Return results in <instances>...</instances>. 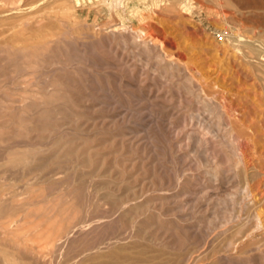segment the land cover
I'll use <instances>...</instances> for the list:
<instances>
[{"label": "rangeland", "instance_id": "obj_1", "mask_svg": "<svg viewBox=\"0 0 264 264\" xmlns=\"http://www.w3.org/2000/svg\"><path fill=\"white\" fill-rule=\"evenodd\" d=\"M67 1L71 7H76L70 15H66L60 7H57L51 21L49 19L46 20L45 18H39L35 24V28L37 29H41V26L43 27L41 30H37V35H46L48 33V35L50 34L49 36H51V32L53 31V34H55V36H51V38L46 37L49 39V42H44V40L41 41L37 36V42H35L34 45L39 49L40 55L37 60V72L34 73L35 75L32 74L31 70H26L17 74V77L23 78L24 80L35 81L34 87L28 89L29 96L26 101V106H30V109L28 114H26L24 125L28 126H26V128L20 133V137L16 135L14 129L15 126L12 125H10L9 128H3V131L0 132V145L2 147H0V177L6 178V182L13 185L11 193L18 194L19 198L26 201L29 197L38 199L41 195H48V199L51 200V197L54 198L59 195L58 192L61 194V192H68L71 190V192L73 191L74 197H76L75 203L83 212L81 214L80 221H82V224L80 227L94 224L97 221L103 222L101 223L103 228L100 227V231L98 230L99 233L94 232V234H84L75 231V233L72 232L68 238H63L60 244L63 249H60V251L57 252L53 261L49 255L48 258L50 259V264H61V262L63 264H79L77 261H79L80 264H89L90 261H92L91 264H118L121 262H123L121 264H161V262L162 264H182V262L183 264H198L199 262H201L200 264H264V70L261 69L264 67V53L260 57V60L258 58L246 59L243 56V51H241V49L244 48V42L251 41V39L252 42L258 44L261 49L264 47V37L262 40L260 38L262 37V34L264 36V0H181L183 3L177 5L178 7L174 10L170 9L172 0H80L81 3L80 5L78 4L79 6H76L77 0ZM101 7L104 10H102ZM98 8L99 11L97 10ZM235 9L236 11H234ZM62 14L64 17H61ZM46 21L48 22L45 23L46 25L42 23ZM254 21H256V24ZM50 23L53 24L51 25ZM247 23H250V25ZM45 26L47 27L46 29ZM47 29H49V31H47ZM78 29L80 31L84 29V33L83 31L79 32ZM140 31H143L146 34H140ZM88 32H90V34ZM79 33H81V35ZM97 34L99 36H97ZM67 37L68 39H66ZM239 39L243 40V42H240ZM257 39L262 42H259ZM0 40H2L0 41V45L2 46L4 41L1 38ZM38 40L41 41V43ZM236 40H239V44ZM237 44L238 47H241L237 48L235 46ZM145 48L148 49V51ZM262 50H264V48ZM154 55H156V58ZM88 59L89 61H87ZM1 61L2 57H0V78L3 79L4 77L1 76H3L4 70H2ZM106 62L107 65H105ZM260 62L261 65L259 66ZM111 63H113V65ZM124 63L126 65H124ZM250 66H253L252 68H254V70ZM87 70L90 72L87 73ZM256 70L259 73L256 74ZM178 81L179 83H177ZM186 82L190 83V85ZM258 82L261 84L260 86ZM1 85L4 86L5 82ZM190 87H194L193 90L196 91L191 90ZM257 89H259L260 93ZM260 89L262 91H260ZM49 95H51L52 98ZM95 96L97 97L95 98ZM214 100L226 109L224 111H228L230 116L225 115L226 121L220 119L217 111L214 109H208L206 104L209 102L212 103ZM69 117L72 119H69ZM0 118L2 119L1 116ZM3 120L4 119L0 122V127H5ZM127 122H129V124ZM220 122L222 123L220 124ZM236 123L238 125H236ZM170 124H172L171 128H169ZM231 124L235 127L238 126L236 129L242 137H244L243 133L245 132L251 133L250 130L247 129L248 127L255 133V137L253 136L251 140L247 137L246 139L245 137L242 138L241 136H238L237 146L241 151H239L240 155L242 154L241 156L244 157L243 159L241 157L239 164L234 163V161L232 162V159L228 157L224 151L219 149L220 141L223 139H231ZM58 131L61 133L58 134ZM65 131H67V136L65 135ZM198 132L206 134L208 146H205V150H200L198 147L196 140ZM41 134L43 136H41ZM168 134H170L169 137H167ZM189 134H191L190 137L188 136ZM26 135L28 137L30 136V138L28 139ZM84 138H86V140ZM98 138H100L99 141ZM220 138L222 140H220ZM16 141L20 145L19 149L21 150L22 148L26 149L27 147V149L32 148L37 151L39 157L37 156L35 164L39 166L43 163L41 166H45V169L42 168V170H37V172L39 171L37 173V179L40 181L36 179L34 180L33 177H31L32 175L28 174L29 166L23 171H9L8 177H10V175L12 177H10L11 180L7 178L6 150L3 148L7 149V147H14V149H18V147H16L18 145L16 144ZM44 141L45 144H43ZM46 141H48L49 144L46 143ZM51 142H53V146ZM35 143L39 144L37 145ZM62 144L64 148L62 147ZM75 146L77 147L75 148ZM132 147H134V149ZM84 148L86 149L83 151ZM202 151L204 153H202ZM42 156L45 159L41 158ZM58 157L60 158L58 159ZM205 157H209V166L208 163L206 164V162H204ZM110 158L111 164L108 162L110 161ZM69 159H72L73 161H69ZM81 160L87 161H83L84 164H82L83 162H81ZM51 162L55 163L51 164ZM63 162H65V164H63ZM49 163L51 165L46 167ZM71 166L75 168V171L77 170L76 174L74 168H71ZM66 167L70 169V171ZM223 170L226 171L224 172ZM119 172H121V174ZM24 173L26 174L24 175ZM51 173L53 174L51 175ZM80 173L82 175L85 173L86 175L81 177L82 175ZM90 173L95 174L90 175ZM44 174H47V176ZM42 175H44V179ZM19 176H22V180L25 179L27 183L26 181H21ZM100 176H103V179L100 178ZM29 177H31V179ZM57 177H60V179L57 180ZM29 179L33 181L29 183ZM46 180H50V182H47ZM102 180H105L106 182H103ZM114 180L117 182H113ZM36 181L37 183H35ZM97 181L98 183L96 184L95 182ZM118 181L121 184H119ZM246 182L250 183V185ZM104 183L107 185H104L106 189L105 192H103L105 190H103ZM29 184L35 186L34 192H29ZM68 184H70V186ZM126 184H128L129 189ZM78 185H80L81 188ZM93 185H98L97 188L93 187L95 191L90 189ZM15 186H18V188H15ZM26 187L27 191H25ZM70 187H74V189ZM77 187L80 191L77 190ZM57 189L59 190L58 192ZM84 189H87L88 192L90 191V195H88V192L84 191ZM108 189L112 190H109L111 194ZM81 190H83V193ZM91 190L94 191V195L96 194V199H94L96 196L92 197L93 193H91ZM100 190L103 191L101 192ZM55 191L56 193H54ZM81 194L84 195L83 198ZM102 196L105 197L103 198V201L109 199L114 203L103 202L101 200ZM92 198L93 201H96H94L95 203L92 201ZM83 199H87V201ZM89 199L92 201V209L91 207L89 208ZM149 200L151 203H147ZM121 201L125 204L120 203ZM131 201L134 202L130 204ZM98 203L101 204V206H98ZM117 204L120 207V210L119 207H116ZM160 204L162 207H159ZM233 204H236L235 218L233 221L225 223L227 224L225 225L223 224L225 222L223 217L226 213L225 210L230 211L233 209ZM241 204L244 206H241ZM35 206L37 209L40 207L38 205L31 206V210L33 208L32 212H35L34 209L37 210ZM104 206L106 208H104ZM97 207H102L103 209L100 210L101 208L98 209ZM97 209L100 212L97 211ZM105 209L112 211L111 215L108 211L105 213ZM16 210L13 208L10 209L9 212L5 211V213L1 215L2 217L0 216V224H10L11 221L17 223L19 220H22L23 222V218L25 217L22 215L24 213H21L20 215ZM133 210H136V213ZM12 211L15 212L14 217V212ZM95 211L99 214L105 213V216H100L101 214L98 215ZM102 211L104 212L102 213ZM130 211L134 213H131ZM260 211H262L260 215V220L263 222L262 227L258 232L256 231L257 233L255 232L253 234V237L251 236L255 239H252L251 237L248 238L247 235L250 232V229H253L258 223L256 216L260 214H258ZM84 212L88 213L84 214ZM8 214L12 220L9 219V216H7L8 218L5 217V215ZM116 214L118 217H120V214L123 215L115 220V218H117ZM218 214L219 217H217ZM113 215L115 216L113 217ZM208 215L209 217H207ZM32 216H34V219ZM96 216L98 219L100 217V219H95ZM27 217L30 222L39 220H37L35 215L32 214ZM92 217L93 221L95 219V222L92 223L91 221L90 223ZM28 219L26 221L29 222ZM155 222L156 225L154 224ZM130 223L133 226L130 225ZM134 223L136 225H134ZM150 223L151 226L149 225ZM203 226L204 228L202 229ZM175 227L177 229H175ZM196 227H199L200 229H197ZM42 228H45V226ZM42 228L39 230V232H42L39 233L37 231V235H33L32 238L37 239L38 242L44 244L43 240H45V242L47 241V234L44 232V229L41 230ZM201 229L205 231L203 232ZM52 230L57 231L55 227L52 228ZM103 231L107 234L105 232L103 233ZM136 231L138 234H136ZM162 231L167 232L162 233ZM212 232L214 233L212 234ZM0 233V236L3 235L0 237V239H2L5 235L1 229ZM111 233H113L112 236ZM115 233L119 234L117 235ZM123 233L124 236H122ZM238 234H240V238L238 237ZM108 235H110L109 238ZM87 236H89V238ZM115 236L117 238H115ZM127 237L129 238L127 239ZM147 237H150L151 239H148ZM157 237L162 238V240L159 238V242L161 241L162 244L156 243V241H158ZM75 238L77 240H75ZM118 238H121V241ZM199 238L200 240H198ZM229 238L230 240H228ZM130 239L134 241H131ZM135 239L137 240L136 242ZM175 239H177V241ZM73 240L76 243L78 242V245L73 243ZM84 241H86V243ZM227 241H234V248L236 250L230 248V251L228 250V252H226L225 245L227 244ZM94 242L98 243H95L94 245ZM103 242H105L104 245ZM117 242H120L121 244H118ZM127 242L129 244H127ZM99 243H102V246L100 245L94 250L91 249L98 246ZM241 243H243V245ZM105 244L108 248L105 247ZM153 244L159 245L154 246ZM111 246L113 247L111 248ZM172 246L174 247L172 248ZM127 247H130L131 250ZM84 249L86 251L88 250L87 252L89 254L87 252V254L83 253L75 258V261H69L73 256L79 255V252H84ZM89 249L91 250L89 251ZM220 250L221 253L218 252ZM101 251L103 252L101 253ZM116 252L117 254H115ZM225 252L226 255L232 254L231 256L236 259V262H227L223 260L222 258L223 255L225 256ZM218 253L220 255H218ZM235 253L237 256L234 255ZM179 254L180 256H178ZM58 255H61L62 257H58ZM123 255L125 256L123 259L124 261L122 259L120 260ZM105 256L109 257L106 258ZM113 256H115V259H113ZM127 256L131 257V259L130 257L128 258L129 261H125L127 260ZM156 258L159 259L156 260ZM79 259H82V261L84 259V261L82 262ZM56 260H58V263H56ZM60 260L62 261L60 262ZM86 261L89 262L87 263ZM97 261L100 263H97Z\"/></svg>", "mask_w": 264, "mask_h": 264}, {"label": "bare ground", "instance_id": "obj_2", "mask_svg": "<svg viewBox=\"0 0 264 264\" xmlns=\"http://www.w3.org/2000/svg\"><path fill=\"white\" fill-rule=\"evenodd\" d=\"M113 1V0H112ZM143 1V0H142ZM262 1V0H261ZM80 0H77L76 1V6H79L80 5ZM115 3V2H114ZM172 4H170L171 5V7H170V9H176V7H178L177 5H180V4H182L183 2L181 1V0H172V2H171ZM253 3V2H252ZM262 3V2H261ZM74 4V3H73ZM79 4V5H78ZM117 4V3H116ZM244 5V4H243ZM263 5V4H262ZM234 6V5H233ZM246 6V5H245ZM254 6V5H253ZM57 7H60L61 8V10L63 11V12H65L66 13V15H70V13L73 11V10H75L76 9V7H71L70 5H69V2L67 1V0H0V38L1 39H3V44H2V46L0 45V57H2V61H1V66H2V70H4V73H3V76H1V77H4L3 79H1L0 78V85L1 84H4V82H5V85L3 86V85H1L0 86V116L2 117V119H4L3 120V124H4V126L5 127H0V132L1 131H3V128H9V126L10 125H12V126H15V132H16V135L17 136H19L20 137V133L26 128V126H28V125H24V122L26 121V114H28V112H29V107L30 106H26V101H27V99H28V96H29V91H28V89H31L32 87H34V80H24L23 78H20V77H17L18 75L17 74H19L20 72H23V71H26V70H31L32 71V74L33 75H35L34 73H36L37 72V60L39 59V55H40V51H39V49H37V47L34 45V43L35 42H37V36H38V39L39 40H41V41H43L44 40V42H46V41H48L49 39H47L46 37H49V38H51V36L53 37V36H55V34H53V32H51V28H50V32L52 33V35L51 36H49L48 35V33L46 34V35H44V34H38L37 35V30L39 31V30H41L43 27L40 25V24H38V25H40L41 26V29H37V28H35V24L37 23V20L39 19V18H45L46 20L47 19H49L50 21H51V19H52V17H53V14L55 13V9L57 8ZM255 7V6H254ZM93 8H95V7H93ZM102 8V7H101ZM100 8V9H101ZM234 8V7H233ZM243 8V7H242ZM259 8V7H258ZM254 9V8H253ZM263 9V8H262ZM98 11H99V8L97 9ZM102 10H104L103 8H102ZM139 10V9H138ZM89 11V10H88ZM137 11V10H136ZM234 11H236V9L234 10ZM254 11V10H253ZM255 11H257V10H255ZM259 12V11H258ZM102 13V12H101ZM234 13V12H233ZM98 14V13H97ZM231 14H232V12H231ZM63 15V14H62ZM61 15V17H64V15L62 16ZM74 15V14H73ZM132 15V14H131ZM251 16V15H250ZM258 16V15H257ZM232 17V16H231ZM242 17V16H241ZM262 17V16H261ZM260 17V18H261ZM243 18V17H242ZM248 18V17H247ZM264 18V17H263ZM72 19V18H71ZM76 19V18H75ZM232 19L234 20V18L232 17ZM232 19H231V21H232ZM251 19V18H250ZM262 19V18H261ZM260 19V20H261ZM49 20H48V22H49ZM75 21V20H74ZM110 21V20H109ZM121 21V20H120ZM47 21L46 22H42V23H48ZM58 22V21H57ZM248 22H249V20H248ZM251 22V21H250ZM253 22V21H252ZM258 22V21H257ZM85 23V22H84ZM254 23L256 24V21H254ZM253 23V24H254ZM264 23V22H263ZM51 24V23H50ZM53 24V23H52ZM51 24V25H52ZM247 24H249L250 25V23H247ZM46 25V24H45ZM54 25H56V24H54ZM96 25V24H95ZM263 25V24H262ZM50 26V25H49ZM58 26V25H57ZM115 26V25H114ZM153 26V25H152ZM243 26V25H242ZM54 27H56V26H54ZM241 27V26H240ZM249 27V26H248ZM252 27V26H251ZM254 27V26H253ZM47 27L45 26V29H46ZM58 28V27H57ZM56 28V29H57ZM70 28V27H69ZM72 28V27H71ZM44 29V30H45ZM55 29V28H54ZM91 29H92V27H91ZM245 29V28H244ZM257 29V28H256ZM52 30H53V26H52ZM74 30V29H73ZM79 30V29H78ZM84 29H82L81 31L79 30V32H82ZM88 30V29H87ZM94 30V29H93ZM46 31V30H45ZM47 31H49V29H47ZM62 31V30H61ZM44 32V31H43ZM56 32V31H55ZM76 32V31H75ZM99 32V31H98ZM115 32V31H114ZM134 32V31H133ZM159 32V31H158ZM40 33V32H39ZM65 33V32H64ZM83 33H84V31H83ZM86 33V32H85ZM89 34H90V32H88ZM95 33V32H94ZM135 33V32H134ZM140 34H146L145 32H143V31H140L139 32ZM249 33H251V32H249ZM60 34V33H59ZM75 34V33H74ZM77 34V33H76ZM80 35H81V33H79ZM260 34V33H259ZM258 34V35H259ZM86 35V34H85ZM106 35V34H105ZM104 35V36H105ZM236 35V34H235ZM45 36V37H44ZM97 36H99L98 34H97ZM106 37V36H105ZM122 37V36H121ZM120 37V38H121ZM134 37V36H133ZM238 37V36H237ZM264 36H263V34H262V37H260L261 38V40H262V38H263ZM53 39V38H52ZM60 39V38H59ZM66 39H68V37L66 38ZM98 39V38H97ZM101 39V38H100ZM127 39V38H126ZM38 40V41H39ZM69 40H71V39H69ZM85 40H87V39H85ZM96 40V39H95ZM123 40V39H122ZM164 40V39H163ZM240 40V39H239ZM239 40L237 41L238 42V44H239ZM257 40H259V39H257ZM256 40V41H257ZM0 41H2V40H0ZM41 41H39L40 43H41ZM65 41H68V40H65ZM89 41V40H88ZM87 41V42H88ZM106 41V40H105ZM138 41V40H137ZM145 41V40H144ZM168 41V40H167ZM243 42V40H240V42ZM43 42V43H44ZM49 42V41H48ZM47 42V43H48ZM109 42V41H108ZM170 42V41H169ZM258 42V41H257ZM259 42H262V41H260L259 40ZM2 43V42H1ZM90 43V42H89ZM136 43V42H135ZM101 44V43H100ZM105 44V43H104ZM139 44V43H138ZM238 44L237 45H235L237 48H240V47H238ZM37 45V44H36ZM42 45V44H41ZM168 45V44H167ZM260 45H262V44H260ZM234 46V45H233ZM235 46H234V48H235ZM100 47V46H99ZM111 47V46H110ZM262 47V46H261ZM109 48V47H108ZM264 48V47H263ZM262 48V49H263ZM92 49V48H91ZM112 49V48H111ZM146 49V48H145ZM260 47H259V45L258 44H256L255 42H252V39H251V41H245L244 42V48H242L241 49V51H243V56L246 58V59H253V58H258L259 60L261 59L260 57L263 55V53H264V50H262ZM76 50V49H75ZM147 51H148V49H146ZM262 50V51H261ZM44 51V50H43ZM80 51V50H79ZM153 51H154V49H153ZM159 51V50H158ZM163 51V50H162ZM61 52V51H60ZM82 52V51H81ZM66 53V52H65ZM83 53H84V51H83ZM82 53V54H83ZM147 53V52H146ZM112 54V53H111ZM73 55V54H72ZM110 55V54H109ZM114 55V54H113ZM159 55V54H158ZM166 55V54H165ZM65 56V55H64ZM63 56V57H64ZM155 56V58H156V55H154ZM57 57V56H56ZM66 57H68V56H66ZM75 57V56H74ZM77 57V56H76ZM84 57V56H83ZM101 57V56H100ZM159 57V56H158ZM157 57V58H158ZM160 58V57H159ZM172 58V57H171ZM245 58H244V60H245ZM41 59H43V58H41ZM54 59V58H53ZM92 59V58H91ZM86 60V59H85ZM104 60V59H103ZM102 60V61H103ZM262 60H263V58H262ZM45 61V60H44ZM54 61V60H53ZM87 61H89V59L87 60ZM93 61V60H92ZM105 61V60H104ZM110 61V60H109ZM121 61V60H120ZM246 61V60H245ZM91 62V61H90ZM122 62H124V61H122ZM259 62V61H258ZM42 63V62H41ZM52 63V62H51ZM63 63V62H62ZM95 63V62H94ZM94 63H93V65H94ZM121 63V62H120ZM247 63V62H246ZM254 63V62H253ZM263 63H264V60H263ZM47 64V63H46ZM57 64V63H56ZM90 64V63H89ZM96 64V63H95ZM109 64H110V62H109ZM112 65H113V63H111ZM255 64V63H254ZM45 65V64H44ZM80 65V64H79ZM105 65H107V62L105 63ZM124 65H126L125 63H124ZM247 65H248V63H247ZM250 65V64H249ZM261 65V62H260V64H259V66ZM263 65V64H262ZM62 66V65H61ZM76 66H78V65H76ZM118 66H120V65H118ZM264 66V65H263ZM64 67V66H63ZM94 67V66H93ZM251 67V66H250ZM253 67V66H252ZM251 67V68H252ZM178 68V67H177ZM259 68H261V67H259ZM264 68V67H263ZM263 68H261L262 70H264ZM52 69V68H51ZM79 69V68H78ZM91 69V68H90ZM253 70H254V68H252ZM164 70V69H163ZM175 70H176V68H175ZM257 70H259V69H257ZM257 70L255 71L256 72V74L257 73H259V72H257ZM52 71V70H51ZM182 71V70H181ZM90 72V71H89ZM88 72V70H87V73H89ZM173 72V71H172ZM86 73V74H87ZM167 73H168V71H167ZM177 73H179V72H177ZM52 74V73H51ZM76 74V73H75ZM180 74V73H179ZM186 74V73H185ZM190 74H192V73H190ZM255 74V73H254ZM23 75V74H22ZM76 75H78V74H76ZM85 75V74H84ZM252 75V74H251ZM178 76V75H177ZM258 76V75H257ZM35 77V76H34ZM38 77V76H37ZM48 77H49V75H48ZM47 77V78H48ZM51 77V76H50ZM96 77V76H95ZM102 77V76H101ZM169 77V76H168ZM188 77V76H187ZM171 78H172V76H171ZM179 78V77H178ZM189 78H191V77H189ZM188 78V79H189ZM260 78V77H259ZM94 79V78H93ZM181 79V78H180ZM185 79V78H184ZM192 79V78H191ZM193 79H195V78H193ZM263 79V78H262ZM120 80V79H119ZM169 80V79H168ZM173 80H174V78H173ZM172 80V81H173ZM255 80V79H254ZM257 80V79H256ZM7 81H8V83H7ZM37 81V80H36ZM73 81V80H72ZM91 81V80H90ZM96 81V80H95ZM191 81V80H190ZM258 81V80H257ZM257 81H256V83H257ZM193 82V81H192ZM261 82V81H260ZM96 83H98V82H96ZM177 83H179V81L177 82ZM187 83V82H186ZM185 83V84H186ZM259 83V82H258ZM263 83V82H262ZM67 84H68V82H67ZM80 84V83H79ZM89 84V83H88ZM184 84V83H183ZM187 84H189L190 85V83H187ZM54 85V84H53ZM127 85V84H126ZM261 84L259 83V86H260ZM263 85V84H262ZM49 86H51V85H49ZM91 86V85H90ZM177 86V85H176ZM194 86V85H193ZM65 87V86H64ZM76 87V86H75ZM93 87V86H92ZM56 88V87H55ZM100 88V87H99ZM189 88V87H188ZM191 88V90H193V88L192 87H190ZM261 88H262V86H261ZM264 88V87H263ZM4 89V90H3ZM63 89H65V88H63ZM102 89V88H101ZM177 89V88H176ZM35 90V89H34ZM89 90V89H88ZM179 90V89H178ZM258 90V92H259V89H257ZM264 90V89H263ZM102 91V90H101ZM111 91V90H110ZM189 91V90H188ZM193 91H196V90H193ZM260 91H262L261 89H260ZM79 92V91H78ZM190 92V91H189ZM198 92V91H197ZM52 93V92H51ZM99 93V92H98ZM97 93V94H98ZM107 93H109V92H107ZM191 93V92H190ZM255 93V92H254ZM260 93V92H259ZM34 94V93H33ZM39 94H40V92H39ZM61 94V93H60ZM102 94V93H101ZM104 94V93H103ZM111 94V93H110ZM188 94V93H187ZM46 95V94H45ZM79 95V94H78ZM95 95V94H94ZM193 95V94H192ZM48 96V95H47ZM50 97H51V95H49ZM52 96H54V95H52ZM72 96V95H71ZM93 96V95H92ZM195 96V95H194ZM261 96V95H260ZM263 96V95H262ZM44 97V96H43ZM76 97V96H75ZM74 97V98H75ZM97 96H95V98H96ZM264 97V96H263ZM33 98V97H32ZM35 98V97H34ZM52 98V97H51ZM54 98V97H53ZM78 98V97H77ZM116 98V97H115ZM127 98V97H126ZM69 99V98H68ZM72 99V98H71ZM70 99V100H71ZM200 99H202V98H200ZM205 99V98H204ZM100 100V99H99ZM208 100V99H207ZM89 101V100H88ZM52 102V101H51ZM64 102V101H63ZM68 102V101H67ZM67 102H65V103H67ZM59 103V102H58ZM101 103H103V102H101ZM118 103V102H117ZM205 103V102H204ZM36 104V103H35ZM64 104V103H63ZM108 104V103H107ZM106 104V105H107ZM200 104H201V102H200ZM257 104H259V103H257ZM32 105V104H31ZM38 105V104H37ZM68 105V104H67ZM207 105V107H208V109H214L215 111H217L218 112V114H219V117H220V119L221 120H225L226 121V119H225V115H229V113H228V111H224V110H226L221 104H219V103H217L216 102V100H214L212 103L211 102H209V103H207L206 104ZM33 106V105H32ZM76 106V105H75ZM105 106V105H104ZM110 106V105H109ZM204 106H205V104H204ZM36 107V106H35ZM73 107V106H72ZM206 107V106H205ZM55 108V107H54ZM95 108V107H94ZM58 109V108H57ZM92 109V108H91ZM45 110V109H44ZM59 110V109H58ZM65 110V109H64ZM68 110V109H67ZM74 110V109H73ZM42 111H43V109H42ZM60 111V110H59ZM115 111V110H114ZM133 111V110H132ZM259 111V110H258ZM34 112V111H33ZM40 112V111H39ZM84 112V111H83ZM210 112V111H209ZM79 113V112H78ZM81 113V112H80ZM212 113H213V111H212ZM249 114H250V112H249ZM42 115V114H41ZM73 115H75V114H73ZM156 115V114H155ZM217 115V114H216ZM153 116H154V114H153ZM230 116V115H229ZM232 116V115H231ZM249 116V115H248ZM262 116V115H261ZM260 116V117H261ZM31 117V116H30ZM48 117V116H47ZM46 117V118H47ZM156 117H157V115H156ZM217 117V116H216ZM49 118V117H48ZM51 118V117H50ZM55 118V117H54ZM61 118V117H60ZM78 118V117H77ZM116 118H118V117H116ZM121 118V117H120ZM230 118V117H229ZM228 118V119H229ZM1 119V118H0ZM1 119V120H2ZM69 119H72V118H70L69 117ZM98 119V118H97ZM108 119H109V117H108ZM114 119V118H113ZM263 119V118H262ZM1 120H0V122H1ZM53 120V119H52ZM60 120V119H59ZM76 120V119H75ZM122 120V119H121ZM257 120V119H256ZM64 121V120H63ZM94 121V120H93ZM117 121V120H116ZM169 121V120H168ZM231 121V120H230ZM233 121V120H232ZM246 121V120H245ZM261 121V120H260ZM44 122V121H43ZM53 122V121H52ZM76 122V121H75ZM125 122V121H124ZM154 122H156V121H154ZM30 123V122H29ZM42 123V122H41ZM40 123V124H41ZM83 123V122H82ZM122 123V122H121ZM128 124H129V122H127ZM222 122H220V124H221ZM227 123H229V122H227ZM255 123V122H254ZM257 123V122H256ZM264 123V122H263ZM31 124V123H30ZM56 124H58V123H56ZM124 124V123H123ZM232 124H233V122H232ZM230 125V127H231V129H230V136H231V139H221L220 138V140H222V141H220L219 142V149L221 150V151H224L225 152V154L226 155H228V157H230L231 159H232V162L234 161V163H236V164H239V162H240V159H241V155H240V150H239V148H238V146H237V140H238V136H241L242 137V135H239V132L237 131V129H236V127H238V126H234V125ZM243 124V123H242ZM32 125V124H31ZM46 125V124H45ZM67 125H69V124H67ZM127 125V124H126ZM131 125H132V123H131ZM172 124H170V127L169 128H171L172 126H171ZM174 125V124H173ZM236 125H238L237 123H236ZM245 125H247V124H245ZM252 125V124H251ZM250 125V126H251ZM254 125V124H253ZM57 126V125H56ZM62 126V125H61ZM60 126V127H61ZM70 126V125H69ZM244 126V125H243ZM39 127V126H38ZM48 127V126H47ZM106 127V126H105ZM228 127V126H227ZM246 127V126H245ZM248 127V126H247ZM42 128V127H41ZM65 128H66V126H65ZM76 128V127H75ZM241 128V127H240ZM263 128V127H262ZM45 129V128H44ZM52 129V128H51ZM61 129V128H60ZM128 129V128H127ZM134 129V128H133ZM132 129V130H133ZM239 129V128H238ZM242 129V128H241ZM244 129V128H243ZM246 129V128H245ZM248 130H250V132L251 133H248V132H245V133H243L244 135V137L246 138H248L249 140H251V138H253V136H254V132H253V130L252 129H250L249 127L247 128ZM246 129V130H247ZM255 129V128H254ZM9 130V129H8ZM75 130V129H74ZM84 130V129H83ZM103 130V129H102ZM170 130V129H169ZM225 130V129H224ZM48 131V130H47ZM69 131V130H68ZM82 131V130H81ZM89 131V130H88ZM100 131V130H99ZM110 131V130H109ZM177 131V130H176ZM175 131V132H176ZM260 131V130H259ZM40 132V131H39ZM38 132V133H39ZM56 132V131H55ZM59 133L58 134H60L61 132L60 131H58ZM62 132H64V131H62ZM66 132L67 131H65V135H66ZM148 132V131H147ZM244 132V131H243ZM261 132V131H260ZM27 133V132H26ZM83 133V132H82ZM181 133V132H180ZM28 134V133H27ZM101 134V133H100ZM241 134V133H240ZM77 135V134H76ZM169 135L170 134H168V136L167 137H169ZM27 136V135H26ZM41 136H43L42 134H41ZM58 136V135H57ZM62 136H63V133H62ZM67 136V135H66ZM94 136H95V134H94ZM98 136H99V134H98ZM97 136V137H98ZM112 136V135H111ZM126 136V135H125ZM189 137L191 136V134H189L188 135ZM14 137V136H13ZM28 137V136H27ZM40 137V136H39ZM38 137V138H39ZM56 137V136H55ZM74 137V136H73ZM93 137V136H92ZM136 137V136H135ZM244 137H242V138H244ZM255 137V136H254ZM30 138V136L28 137V139ZM44 138V137H43ZM46 138V137H45ZM49 138V137H48ZM51 138V137H50ZM79 138H80V136H79ZM88 138V137H87ZM101 138V137H100ZM100 138H98V141H99V139ZM141 138V137H140ZM151 138V137H150ZM153 138V137H152ZM194 138V137H193ZM246 138V139H247ZM14 139V138H13ZM27 139V140H28ZM34 139H36V138H34ZM33 139V140H34ZM53 139H54V137H53ZM59 139V138H58ZM60 139H61V137H60ZM63 139H65V138H63ZM78 139V138H77ZM85 140H86V138H84ZM90 139V138H89ZM102 139V138H101ZM149 139V138H148ZM17 140V139H16ZM26 140V141H27ZM38 140V139H37ZM40 140V139H39ZM72 140V139H71ZM71 140H69V141H71ZM75 140V139H74ZM88 140V139H87ZM141 140H143V139H141ZM196 140H197V143H198V147H199V149L200 150H205L206 148H205V146L207 145V139H206V134H204V133H201V132H198L197 133V136H196ZM24 141V140H23ZM28 141H30V140H28ZM34 141H36V140H34ZM77 141V140H76ZM112 141V140H111ZM140 141V140H139ZM138 141V142H139ZM252 141H253V139H252ZM256 141V140H255ZM50 142V141H49ZM79 142V141H78ZM134 142V141H133ZM137 142V143H138ZM150 142H151V139H150ZM46 143H48V141H46ZM53 142H51V144H52ZM107 143V142H106ZM129 143V142H128ZM131 143V142H130ZM136 143V142H135ZM147 143V142H146ZM254 143V142H253ZM15 144V143H14ZM16 144H18L17 143V141H16ZM35 144H39V143H35ZM43 144H45V141L43 142ZM49 144V143H48ZM60 144V143H59ZM209 144V143H208ZM36 145V146H37ZM47 145V144H46ZM133 145H136V144H133ZM216 145V144H215ZM256 145H258V144H256ZM19 144L16 146V147H18V149H14V147H7V149H5V148H3L4 150H6V159H7V161H6V165H7V178L9 179V180H11L10 179V177H12L11 175H10V177H8L9 176V171H16V172H18V171H23L26 167H28L29 166V172H28V174L29 175H32L31 177H33V179L35 180H39V179H37V173L39 172H37V170H42V168H44L45 169V166L43 167V166H41V165H39V166H37L36 164H35V161L37 160L36 158H37V156H38V154H37V151L36 150H34V149H27V147H26V149H23L22 148V150L21 149H19ZM35 146V147H36ZM40 146V145H39ZM45 146V145H44ZM52 146H53V144H52ZM80 146V145H79ZM79 146H78V148H79ZM97 146V145H96ZM99 146V145H98ZM130 146H131V144H130ZM208 146V145H207ZM218 146V145H217ZM0 147H1V145H0ZM5 147V146H4ZM23 147H24V145H23ZM38 147V146H37ZM58 147V146H57ZM62 147H63V144H62ZM68 147V146H67ZM77 146H75V148H76ZM81 147V146H80ZM103 147V146H102ZM135 147V146H134ZM134 147H132L133 149H134ZM2 148V147H1ZM56 148V147H55ZM64 148V147H63ZM62 148V149H63ZM118 148V147H117ZM180 148V147H179ZM205 148V149H204ZM48 149H50V148H48ZM47 149V150H48ZM61 149V148H60ZM66 149V148H65ZM69 149V148H68ZM70 149H71V146H70ZM86 148H84L83 149V151L85 150ZM145 149V148H144ZM211 149V148H210ZM214 149H215V146H214ZM1 150V149H0ZM42 150H43V148H42ZM81 150V149H80ZM80 150H79V152H80ZM90 150V149H89ZM3 151V150H2ZM1 151V152H2ZM49 151V150H48ZM52 151V150H51ZM88 151V150H87ZM135 151V150H134ZM133 151V152H134ZM136 151H137V148H136ZM135 151V152H136ZM139 151V150H138ZM216 151V150H215ZM240 151V152H239ZM54 152V151H53ZM73 152V151H72ZM91 152V151H90ZM45 153V152H44ZM43 153V154H44ZM59 153V152H58ZM87 153V152H86ZM98 153V152H97ZM110 153H112V152H110ZM132 153V152H131ZM202 153H204L203 151H202ZM205 153H206V151H205ZM258 153V152H257ZM2 154V153H1ZM56 154V153H55ZM106 154V153H105ZM126 154V153H125ZM45 155V154H44ZM43 155V156H44ZM84 155V154H83ZM99 155V154H98ZM101 155V154H100ZM200 155V154H199ZM221 155V154H220ZM2 156V155H1ZM4 156V155H3ZM43 156L41 157V158H43ZM79 156V155H78ZM80 156H81V154H80ZM106 156V155H105ZM211 156V155H210ZM39 157V156H38ZM49 157V156H48ZM84 157V156H83ZM87 157V156H86ZM223 157H225V156H223ZM227 157V156H226ZM60 157H58V159H59ZM140 158V157H139ZM244 157H242V159H243ZM43 159H45V158H43ZM142 159V158H141ZM148 159V158H147ZM40 160V159H39ZM42 160V159H41ZM47 160H49V159H47ZM61 160V159H60ZM59 160V161H60ZM70 160H72V159H69V161ZM110 161H108V162H110V164H111V158L109 159ZM204 162H206V164L208 163V166H209V157H205L204 158ZM226 160V159H225ZM53 161V160H52ZM55 161V160H54ZM62 161H64V160H62ZM66 161V160H65ZM73 161V160H72ZM76 161H77V159H76ZM79 161H80V159H79ZM83 161H87V160H83ZM82 160H81V162H83ZM116 161H117V159H116ZM119 161V160H118ZM127 161V160H126ZM198 161V160H197ZM243 162V161H242ZM38 163V162H37ZM53 163H55V162H53ZM52 162H51V164H53ZM68 163V162H67ZM95 163V162H94ZM115 163V162H114ZM197 163V162H196ZM39 164V163H38ZM50 163L46 166V167H49L50 165H51ZM63 164H65V162H63ZM82 164H84V162L82 163ZM109 164V163H108ZM120 164V163H119ZM123 164H124V162H123ZM133 165V164H132ZM57 166V165H56ZM62 166V165H61ZM78 166V165H77ZM77 166H76V169H77ZM114 166V165H113ZM148 166V165H147ZM243 166V165H242ZM79 167V166H78ZM116 167H117V165H116ZM116 167H114V168H116ZM165 167V166H164ZM221 167V166H220ZM219 167V168H220ZM59 168V167H58ZM62 168V167H61ZM67 168V167H66ZM71 168H74V167H72L71 166ZM85 168V167H84ZM100 168V167H99ZM98 168V169H99ZM241 168V167H240ZM247 168V167H246ZM68 169V168H67ZM97 169V170H98ZM105 169H106V167H105ZM118 169V168H117ZM244 169V168H243ZM1 170V169H0ZM66 170V169H65ZM69 171H70V169H68ZM73 170V169H72ZM80 170V169H79ZM108 170V169H107ZM111 170V169H110ZM48 171H50V170H48ZM51 171H52V169H51ZM57 171V170H56ZM56 171H53V172H56ZM74 171H75V168H74ZM77 171V170H76ZM76 171H75V174H76ZM81 171V170H80ZM89 171V170H88ZM106 171V170H105ZM112 171V170H111ZM111 171H109V172H111ZM216 171V170H215ZM224 171V170H223ZM226 171V170H225ZM224 171V172H225ZM25 172V171H24ZM43 172V171H42ZM46 172V171H45ZM90 172V171H89ZM104 172V171H103ZM205 172V171H204ZM1 173V172H0ZM78 173H79V171H78ZM82 173V172H81ZM80 173V174H81ZM96 173V172H95ZM95 173H90V175L91 174H95ZM108 173V172H107ZM106 173V174H107ZM114 173V172H113ZM120 174H121V172H119ZM159 173V172H158ZM207 173H209V172H207ZM11 174V173H10ZM17 174V173H16ZM21 174V173H20ZM26 173H24V175H25ZM27 174V175H28ZM40 174V173H39ZM53 173H51V175H52ZM62 174H63V171H62ZM65 174V173H64ZM86 174H87V172H86ZM85 173L83 174V175H86ZM123 174V173H122ZM127 174V173H126ZM205 174V173H204ZM221 174V173H220ZM13 175V174H12ZM22 175V174H21ZM45 175V174H44ZM44 175H42L43 176V179H44ZM56 175H58V174H56ZM78 175V174H77ZM82 175V174H81ZM83 175L81 176V177H83ZM88 175V174H87ZM103 175V174H102ZM112 175V174H111ZM45 176H47V174L45 175ZM55 176V175H54ZM63 176V175H62ZM65 176V175H64ZM174 176V175H173ZM240 176V175H239ZM31 177H29L30 179H31ZM41 177V176H40ZM67 177V176H66ZM72 177V176H71ZM158 177V176H157ZM216 177H217V174H216ZM237 177V176H236ZM21 178V181H26L25 179L24 180H22V176L20 177L19 176V179ZM28 178V177H27ZM46 178V177H45ZM54 178V177H53ZM64 178V177H63ZM97 178H99V177H97ZM100 178H102L103 179V176L101 177L100 176ZM134 178V177H133ZM239 178V177H238ZM237 178V179H238ZM244 178V177H243ZM17 179V178H16ZM29 179V180H30ZM52 179V178H51ZM57 180H59L60 179V177H57L56 178ZM83 179V178H82ZM90 179V178H89ZM105 179V178H104ZM109 179V178H108ZM192 179V178H191ZM190 179V180H191ZM235 179V178H234ZM13 180V179H12ZM28 180V182L30 183V182H32L33 180H30L29 181ZM64 180V179H63ZM66 180V179H65ZM76 180V179H75ZM81 180V179H80ZM85 180V179H84ZM127 180V179H126ZM131 180V179H130ZM135 180V179H134ZM150 180H151V178H150ZM14 181V180H13ZM18 181V180H17ZM17 181H15V182H17ZM40 181V180H39ZM47 182H50V180H46ZM54 181V180H53ZM70 181V180H69ZM77 181V180H76ZM96 181V180H95ZM98 181H100V180H98ZM98 181L97 182H95L96 184L98 183ZM103 181V180H102ZM105 181V180H104ZM103 181V182H104ZM125 181V180H124ZM92 182H94V181H92ZM106 182V181H105ZM110 182V181H109ZM113 182H117V181H113ZM123 182V181H122ZM188 182V181H187ZM26 183H27V181H26ZM35 183H37V181L35 182ZM39 183V182H38ZM43 183H45V182H43ZM60 183V182H59ZM68 183V182H67ZM77 183V182H76ZM118 183H119V181H118ZM178 183H179V181H178ZM215 183V182H214ZM239 183H241V182H239ZM246 183H248V182H246ZM245 183V184H246ZM0 184H1V186H0V216L3 214V213H5V211H8L9 212V210L10 209H13V208H15V210L16 211H18L19 213H20V215H21V213H24L22 216L23 217H25V218H23L24 220H23V222H22V220H19L17 223H13L12 221H11V223L10 224H3V225H1L0 224V229L3 231V234L5 235L2 239H0V259H1V262H0V264H50V259L48 258L49 257V255H50V257L52 258V261H53V258H55L54 256H56V254H57V252H59L60 251V249H63V248H61V241H62V239L63 238H68V236H70V234L72 233V232H74L75 233V231H79L80 233H84V234H91V233H93L94 234V232H98V230L100 229V227H102L101 226V223H103V222H100V221H97L96 223H94V224H89V225H85V226H82V227H80V225L82 224V221H80L81 220V214L83 213L81 210V208L75 203V198L76 197H74V195H73V191L71 192V190L70 191H68V192H61V194L58 192L59 190L57 189V192H58V196H56V197H54V198H52L51 197V200L50 199H48V195L47 196H43V195H41L40 197H38V199H34L33 197H29V199L26 201V200H24V199H21V198H19V195L18 194H14V193H11V190H12V188H13V185H11V184H9V183H7L6 182V178H4V177H0ZM80 184H82V183H80ZM100 184V183H99ZM98 184V185H99ZM109 184V183H108ZM111 184H112V182H111ZM115 184V183H114ZM119 184H121V183H119ZM249 185H250V183H248ZM40 185H42V184H40ZM50 185V184H49ZM69 186H70V184H68ZM87 185H88V183H87ZM95 185V184H94ZM92 186V188H90V189H93V187H95V188H97L98 187V185H96V186ZM102 185V184H101ZM105 185V183L103 184V186ZM116 185V184H115ZM127 185V188L129 189V187H128V184H126ZM126 185H124V186H126ZM130 185V184H129ZM194 185H196V184H194ZM212 185V184H211ZM29 187H28V190H29V192H34L35 191V186H31L30 184L28 185ZM45 186V185H44ZM48 186V185H47ZM78 186H80V185H78ZM83 186V185H82ZM105 186H107V185H105ZM105 186H104V188H103V190L105 189ZM140 186H141V184H140ZM198 186V185H197ZM196 186V187H197ZM18 188V186H15V188ZM23 187H25V186H23ZM90 187V186H89ZM176 187V186H175ZM246 187V186H245ZM41 188V187H40ZM46 188V187H45ZM70 188H72V187H70ZM69 188V189H70ZM78 188V187H77ZM77 188H75V189H77ZM80 188H81V186H80ZM108 188V187H107ZM126 188V187H125ZM124 188V189H125ZM126 188V189H127ZM131 188V187H130ZM22 189V188H21ZM24 189V188H23ZM42 189V188H41ZM49 189V188H48ZM47 189V190H48ZM61 189V188H60ZM72 189H74V187L72 188ZM134 189V188H133ZM18 190V189H17ZM25 190V189H24ZM77 190H79V188L77 189ZM94 190V189H93ZM102 190V191H103ZM110 189H108V191H109ZM132 190V189H131ZM14 191H15V189H14ZM25 191H27V187H26V190ZM49 191H50V189H49ZM80 191V190H79ZM83 190H81V192H82ZM84 191H86V192H88L87 191V189L85 190L84 189ZM95 191V190H94ZM94 191H92L91 190V193H93V195H92V197L93 196H96V194L94 195ZM101 191V190H100ZM101 191V192H102ZM106 191V189L103 191V192H105ZM110 191H112V190H110ZM110 191H109V193H110ZM125 191V190H124ZM130 191V190H129ZM183 191V190H182ZM216 191H217V189H216ZM126 192V191H125ZM19 193V192H18ZM25 193V192H24ZM48 193V192H47ZM54 193H56V191L54 192ZM80 193V192H79ZM83 193V192H82ZM85 193V192H84ZM108 193V192H107ZM113 193V192H112ZM124 193V192H123ZM30 194V193H29ZM103 194H106V193H103ZM111 194V193H110ZM110 194H108V195H110ZM115 194V193H114ZM27 195H28V193H27ZM82 195V194H81ZM80 195V196H81ZM87 195V194H86ZM88 195H90V191L88 192ZM98 195V194H97ZM126 195V194H125ZM214 195V194H213ZM217 195V194H216ZM248 195V194H247ZM32 196H34V195H32ZM52 196H54V195H52ZM83 196L84 195H82V198H83ZM104 196H106V195H104ZM215 196V195H214ZM213 196V197H214ZM226 196H227V194H226ZM241 196V195H240ZM26 197V196H25ZM35 197V196H34ZM78 197V196H77ZM87 197V196H86ZM116 197V196H115ZM120 197V196H119ZM239 197V196H238ZM242 197V196H241ZM250 197V196H249ZM97 198V196L94 198V199H96ZM103 198H105V197H103L102 196V201H103ZM118 198V197H117ZM149 198V197H148ZM199 198V197H198ZM207 198V197H206ZM211 198V197H210ZM217 198V197H216ZM221 198V197H220ZM219 198V199H220ZM224 198V197H223ZM233 198V197H232ZM231 198V199H232ZM204 199V198H203ZM226 199V198H225ZM247 199V198H246ZM22 200H24V201H22ZM83 200H85V199H83ZM107 200H109V199H106V200H104L103 202H105L106 201V203L108 202H111L110 200L109 201H107ZM85 201H87V199L85 200ZM89 201H90V199H89ZM92 201H93V198H92ZM92 201H90L89 202V204H90V206H89V208L91 207V203H92ZM95 201V200H94ZM93 201V202H94ZM102 201H100V202H102ZM118 201H120V200H118ZM207 201H209V200H207ZM215 201V200H214ZM222 201H223V199H222ZM230 201V200H229ZM80 202V201H79ZM96 202V201H95ZM94 202V203H95ZM116 202V201H115ZM132 202H134V201H131V203L130 204H132ZM150 202V200L147 202V203H149ZM210 202V201H209ZM247 202V201H246ZM34 203H37V204H34ZM88 203V202H87ZM105 203V204H106ZM112 203V202H111ZM114 203V202H113ZM112 203V204H113ZM120 203H123L122 201L120 202ZM151 203V202H150ZM217 203V202H216ZM81 204H84V203H81ZM88 204V205H89ZM99 204V203H98ZM104 204V205H105ZM123 204H125V203H123ZM138 204H140V203H138ZM154 204H155V202H154ZM34 205H38V206H40L38 209H37V207H36V209L37 210H35L34 209V211L35 212H32V210H33V208H32V210H31V206H34ZM120 205V204H119ZM190 205V204H189ZM192 205V204H191ZM215 205V204H214ZM216 205H218V204H216ZM230 205H231V203H230ZM248 205V204H247ZM98 206H101V204H99ZM125 206V205H124ZM235 206H236V204H233V209H231L230 211H228V210H225V216H223V211H222V216L224 217V223L223 224H225V223H227V222H229V221H233L234 220V218H235V215H236V208H235ZM240 206V205H239ZM241 206H244V205H242L241 204ZM246 206V205H245ZM84 207H85V205H84ZM114 207V206H113ZM116 207H119L118 206V204H117V206ZM141 207H142V205H141ZM140 207V208H141ZM159 207H162L161 206V204H160V206ZM203 207V206H202ZM208 207V206H207ZM259 207V206H258ZM93 207H91V209H92ZM98 209H100V210H102L103 208L102 207H97ZM104 208H106L105 206H104ZM124 208H126V207H124ZM166 208V207H165ZM97 209V211H99ZM110 209V208H109ZM108 209V210H109ZM128 209V208H127ZM127 209H125V210H127ZM136 209V208H135ZM242 209V208H241ZM258 209V208H257ZM85 210H87V209H85ZM107 209H105V213L108 211ZM112 210V209H111ZM116 210H118V209H116ZM119 210H120V207H119ZM132 210V209H131ZM200 210V209H199ZM207 210V209H206ZM244 210V209H243ZM242 210V211H243ZM97 211H95V213H98ZM134 211V210H133ZM175 211V210H174ZM203 211H205V210H203ZM214 211V210H213ZM255 211V210H254ZM12 212H14V211H12ZM100 212V211H99ZM104 211H102V213H103ZM108 212H110V215H111V212L112 211H108ZM131 213H136V210L134 211V212H132V211H130ZM207 212V211H206ZM257 212V211H256ZM86 213H88V212H84V214H86ZM105 213L104 214H99L98 213V215H100V216H102V215H104L105 216ZM196 213V212H195ZM200 213V212H199ZM213 213V212H212ZM212 213H211V215H212ZM217 213V212H216ZM215 213V214H216ZM260 213V214H259ZM261 213H262V211H260V212H258V214L259 215H257L256 217H257V220H258V223L253 227V229L251 228L250 229V232L248 233V231H247V233H248V235H247V237L249 238V237H253V234L257 231H259L260 229H261V227H262V223L263 222H261V220H260V215H261ZM11 214V213H10ZM35 215V217L37 218V220L38 221H31L30 222V220L28 219V217L27 216H29V215ZM107 214H109V213H107ZM118 214V213H117ZM117 214H116V217L117 218H115V220L116 219H118V218H120L122 215L120 214V217H118L117 216ZM220 214V213H219ZM219 214L217 215V217H219ZM14 215H15V212L13 213V217H14ZM17 215V214H16ZM95 215V214H94ZM97 215V214H96ZM159 215V214H158ZM210 215V216H211ZM241 215V214H240ZM249 215H250V213H249ZM255 215V214H254ZM7 216H9V214L8 215H5V217H7ZM87 216V215H86ZM115 215H113V217H114ZM125 216V215H124ZM124 216H123V218H124ZM2 217V216H1ZM1 217H0V219H1ZM10 217V216H9ZM27 217V218H26ZM33 217V219H34V216H32ZM108 217V216H107ZM145 217V216H144ZM151 217H153V216H151ZM158 217V216H157ZM203 217V216H202ZM207 217H209V215L207 216ZM249 217V216H248ZM247 217V218H248ZM251 217V216H250ZM8 218V217H7ZM17 218V217H16ZM19 218H21V217H19ZM97 218V220H99L100 219V217H99V219H98V217L96 216L95 217V219ZM126 218V217H125ZM128 218H130V217H128ZM132 218V217H131ZM130 218V219H131ZM161 218V217H160ZM169 218V217H168ZM237 218V217H236ZM242 218V217H241ZM254 218V217H253ZM263 218V217H262ZM9 219H11L12 220V218L10 217ZM14 219V218H13ZM29 220V222L28 221H26V220ZM95 219H94V221H93V217H92V219L90 220V223H91V221H92V223L93 222H95ZM132 219H134V218H132ZM151 219V218H150ZM149 219V220H150ZM155 219V218H154ZM196 219V218H195ZM202 219V218H201ZM222 219V218H221ZM249 219V218H248ZM256 219V218H255ZM3 220V219H2ZM83 220H84V217H83ZM89 220V219H88ZM101 220H103V219H101ZM107 220H108V218H107ZM127 220V219H126ZM169 220V219H168ZM200 220V219H199ZM204 220H205V218H204ZM203 220V221H204ZM215 220H216V218H215ZM253 220V219H252ZM5 221V220H4ZM8 221V220H7ZM14 221H15V219H14ZM113 221V220H112ZM111 221V222H112ZM118 221H120V220H118ZM142 221H144V220H142ZM146 221V220H145ZM155 221V220H154ZM161 221V220H160ZM174 221V220H173ZM248 221V220H247ZM264 221V220H263ZM0 222H1V220H0ZM22 222V223H21ZM110 222V221H109ZM255 222V221H254ZM105 223V222H104ZM136 223V222H135ZM134 223V225H136ZM140 223H141V221H140ZM149 223V222H148ZM158 223V222H157ZM160 223V222H159ZM215 223V222H214ZM107 224V223H106ZM106 224H105V226H106ZM139 224V223H138ZM153 224V223H152ZM155 225H156V222L154 223ZM153 224V225H154ZM171 224V223H170ZM174 224H176V223H174ZM195 224V223H194ZM199 224H201V223H199ZM208 224V223H207ZM252 224V223H251ZM103 225V224H102ZM108 225V224H107ZM126 225V224H125ZM130 225H132L131 223H130ZM150 226H151V223L149 224ZM168 225V224H167ZM196 225H197V223H196ZM195 225V226H196ZM219 225V224H218ZM217 225V226H218ZM222 225V224H221ZM225 225H227V224H225ZM234 225V224H233ZM242 225V224H241ZM250 225V224H249ZM43 226H45V228H42ZM121 226V225H120ZM123 226V225H122ZM133 226V225H132ZM139 226V225H138ZM137 226V227H138ZM173 226V225H172ZM193 226V225H192ZM198 226V225H197ZM200 226V225H199ZM263 226H264V223H263ZM55 227V229L57 230V231H54V230H52V228H54ZM79 227V228H78ZM194 227V226H193ZM215 227V226H214ZM248 227V226H247ZM40 228H42L41 230H43L44 229V232L47 234V241L45 242V240H43V242H44V244H42V243H40V242H38V240L37 239H34V238H32V236L33 235H35L36 233H37V231L39 232V230H40ZM103 228V227H102ZM101 228V229H102ZM149 228V227H148ZM152 228V227H151ZM150 228V229H151ZM160 228V227H159ZM197 229L199 228V227H196ZM204 228V226L202 227V229ZM138 229V228H137ZM144 229V228H143ZM175 229H177L176 227H175ZM200 229V228H199ZM201 229V230H202ZM232 229H234V228H232ZM243 229H245V228H243ZM128 230V229H127ZM132 230V229H131ZM136 230V229H135ZM139 230V229H138ZM137 230V231H138ZM172 230V229H171ZM212 230V229H211ZM246 230H247V228H246ZM263 230H264V228H263ZM100 231V230H99ZM107 231V230H106ZM111 231V230H110ZM118 231V230H117ZM137 231H136V234H138L137 233ZM203 231V230H202ZM205 231V230H204ZM203 231V232H204ZM213 231V230H212ZM216 231V230H215ZM262 231V230H261ZM42 232V231H41ZM41 232H39V233H41ZM105 231H103V233H104ZM129 232V231H128ZM158 232V231H157ZM163 232H167V231H162V233ZM169 232H171V231H169ZM233 232V231H232ZM246 232V231H245ZM256 232V233H257ZM99 233V232H98ZM101 233H102V231H101ZM100 233V234H101ZM106 233V232H105ZM126 233V232H125ZM143 233V232H142ZM153 233V232H152ZM177 233V232H176ZM183 233H184V231H183ZM206 233V232H205ZM214 232H212V234H213ZM228 233H229V231H228ZM246 233V234H247ZM1 234V233H0ZM107 234V233H106ZM112 234L113 233H111V236H112ZM115 234H119V233H115ZM126 234H128V233H126ZM139 234H140V232H139ZM160 234V233H159ZM175 234V233H174ZM173 234V235H174ZM203 234V233H202ZM226 234V233H225ZM244 234V233H243ZM37 235V234H36ZM99 235V234H98ZM122 235V234H121ZM130 235V234H129ZM131 235H132V233H131ZM151 235V234H150ZM171 235V234H170ZM183 235V234H182ZM185 235V234H184ZM189 235V234H188ZM207 235V234H206ZM227 235V234H226ZM229 235V234H228ZM239 235L240 234H238V237H239ZM3 236V235H2ZM2 236H0V237H2ZM40 236V235H39ZM75 236V235H74ZM80 236V235H79ZM82 236V235H81ZM107 236V235H106ZM122 236H124V233H123V235ZM143 236V235H142ZM153 236V235H152ZM156 236V235H155ZM154 236V237H155ZM186 236V235H185ZM184 236V237H185ZM217 236V235H216ZM264 236V235H263ZM76 237V236H75ZM77 237H78V234H77ZM85 237H86V235H85ZM88 238H89V236H87ZM110 237V235H108V238ZM131 237V236H130ZM169 237H171V236H169ZM176 237V236H175ZM200 237H201V235H200ZM234 237V236H233ZM244 237V236H243ZM251 237V238H252ZM46 238V237H45ZM72 239H74L73 237H71ZM80 238H82V237H80ZM88 238H86V239H88ZM115 238H117L116 236H115ZM129 237H127V239H128ZM148 238V237H147ZM150 238V237H149ZM148 238V239H149ZM158 238V241H156V243H161V241L159 242V240L161 239L162 240V238L161 237H157ZM160 238V239H159ZM177 238V237H176ZM191 238V237H190ZM203 238V237H202ZM201 238V239H202ZM240 238V237H239ZM245 238V237H244ZM247 238V239H248ZM44 239V238H43ZM71 239V240H72ZM96 239V238H95ZM118 239H120V241H121V238H118ZM117 239V240H118ZM131 239H132V237H131ZM130 239V240H131ZM151 239V238H150ZM171 239V238H170ZM173 239V238H172ZM178 239V238H177ZM177 239H175L176 241H177ZM197 239V238H196ZM220 239V238H219ZM252 239H255V238H252ZM66 240V239H65ZM75 240H77L76 238H75ZM100 240V239H99ZM113 240V239H112ZM114 240H116V239H114ZM122 240H124V239H122ZM130 240H129V242H130ZM139 240H140V238H139ZM146 240V239H145ZM153 240V239H152ZM169 240V239H168ZM184 240V239H183ZM198 240H200V238L198 239ZM228 240H230V238L228 239ZM236 240V239H235ZM36 241H37V244H36ZM67 241V240H66ZM94 241V240H93ZM93 241H92V243H93ZM111 241V240H110ZM119 241V240H118ZM131 241H134V240H131ZM137 240L135 239V242H136ZM142 241H143V239H142ZM155 241H154V243H155ZM195 241V240H194ZM208 241V240H207ZM206 241V242H207ZM224 241V240H223ZM245 241V240H244ZM253 241V240H252ZM72 242V241H71ZM85 243H86V241H84ZM102 242V241H101ZM106 242V241H105ZM105 242H103V245H104V243ZM123 242V241H122ZM124 242H126V241H124ZM152 242V241H151ZM164 242V241H163ZM180 242V241H179ZM179 242H176V243H179ZM238 242V241H237ZM249 242H251V241H249ZM249 242H248V244H249ZM73 243H76V242H74V240H73ZM72 243V244H73ZM84 243V244H85ZM88 243V242H87ZM95 243L96 242H94V245H95ZM98 243V242H97ZM96 243V244H97ZM109 243H112V242H109ZM118 244L120 243V242H117ZM175 243V244H176ZM184 243H186V242H184ZM213 243V242H212ZM227 244L225 245L226 246V252H228V250L230 249V248H234L235 246V242L234 241H227L226 242ZM258 243V242H257ZM77 245H78V242L76 243ZM83 244V243H82ZM90 244V243H89ZM88 244V245H89ZM107 244V243H106ZM106 244H105V247H107L106 246ZM121 244V243H120ZM127 244H129L128 242H127ZM141 244V243H140ZM162 244V243H161ZM168 244H170V243H168ZM180 244H182V243H180ZM179 244V245H180ZM221 244V243H220ZM242 245H243V243H241ZM71 245V244H70ZM87 245V244H86ZM102 246V243H99V245L98 246H95V247H93V248H91L92 250H94V249H97V247H99V246ZM109 245H111V244H109ZM130 245H133V244H130ZM143 245H144V243H143ZM145 245H147V244H145ZM154 245V244H153ZM155 245H159V244H155ZM154 245V246H155ZM163 245H164V243H163ZM166 245V244H165ZM182 245H184V244H182ZM251 245V244H250ZM254 245V244H253ZM69 246V245H68ZM72 246V245H71ZM82 246V245H81ZM125 246H126V244H125ZM138 246H140V245H138ZM213 246V245H212ZM252 246V245H251ZM76 247V246H75ZM86 247V246H85ZM113 246H111V248H112ZM131 247V246H130ZM130 247H127V248H130ZM163 247V246H162ZM169 247V246H168ZM174 246H172V248H173ZM181 247V246H180ZM179 247V248H180ZM241 247V246H240ZM108 248V247H107ZM132 248H134V247H132ZM167 248V247H166ZM178 248V247H177ZM199 248V247H198ZM205 248V247H204ZM214 248V247H213ZM219 248V247H218ZM251 248V247H250ZM257 248V247H256ZM261 248V247H260ZM70 249V248H69ZM69 249H68V251H69ZM75 249H77V248H75ZM79 249V248H78ZM91 249H89V251L91 250ZM98 249H101V248H98ZM110 249V248H109ZM123 249H125V248H123ZM135 249H136V247H135ZM143 249V248H142ZM146 249V248H145ZM149 249V248H148ZM147 249V250H148ZM169 249V248H168ZM190 249V248H189ZM194 249V248H193ZM203 249V248H202ZM235 249V248H234ZM85 250V249H84ZM103 250V249H102ZM130 250H131V248H130ZM186 250V249H185ZM209 250V249H208ZM224 250V249H223ZM236 250V249H235ZM257 250V249H256ZM88 251V250H87ZM86 250L84 251V252H82L81 251V253L79 252L78 254L79 255H76V256H73L71 259H69V261H72V260H74L75 258H77L78 256H80V255H82L83 253H86L87 252ZM110 251V250H109ZM117 251V250H116ZM149 251V250H148ZM157 251H159V250H157ZM163 251H165V250H163ZM184 251V250H183ZM211 251V250H210ZM230 251V250H229ZM232 251V250H231ZM241 251V250H240ZM76 252H78V251H76ZM98 252V251H97ZM103 251H101V253H102ZM141 252V251H140ZM147 252V251H146ZM145 252V253H146ZM151 252V251H150ZM155 252V251H154ZM170 252V251H169ZM168 252V253H169ZM218 252H220L221 253V250L220 251H218ZM226 252L224 253L225 254V256L223 255V260H225V261H227V262H231V261H234V262H236L235 260V258L233 257V256H231V255H226ZM88 253V252H87ZM86 253V254H87ZM91 253H92V251H91ZM106 253V252H105ZM132 253V252H131ZM144 253V252H143ZM167 253V254H168ZM217 253V252H216ZM216 253H215V255H216ZM231 253V252H230ZM241 253V252H240ZM243 253V252H242ZM59 254V253H58ZM69 254V253H68ZM85 254V255H86ZM89 254V253H88ZM96 254V253H95ZM108 254V253H107ZM115 254H117V252L115 253ZM173 254V253H172ZM191 254V253H190ZM195 254V253H194ZM197 254V253H196ZM206 254V253H205ZM253 254V253H252ZM91 255V254H90ZM94 255V254H93ZM104 255V254H103ZM162 255V254H161ZM170 255V254H169ZM168 255V256H169ZM212 255V254H211ZM214 255V256H215ZM218 255H220L219 253H218ZM234 255H236L237 256V254L235 253ZM241 255V254H240ZM96 256V255H95ZM118 256V255H117ZM116 256V257H117ZM173 256V255H172ZM171 256V257H172ZM178 256H180V254L178 255ZM186 256V255H185ZM201 256V255H200ZM262 256V255H261ZM58 257H62L61 255L59 256L58 255ZM69 257V256H68ZM86 257H87V255H86ZM106 257V256H105ZM107 257H109V256H107ZM106 257V258H107ZM130 257V256H129ZM128 256H127V260H125V261H129V258ZM150 257V256H149ZM156 257V256H155ZM163 257H164V255H163ZM176 257H177V255H176ZM238 257H240V256H238ZM82 258V257H81ZM90 258V257H89ZM88 258V259H89ZM98 258V257H97ZM102 258V257H101ZM112 258V257H111ZM125 258V256L123 255L122 256V258H120V260L122 259H124ZM133 258V257H132ZM174 258V257H173ZM178 258V257H177ZM195 258V257H194ZM92 259V258H91ZM90 259V260H91ZM93 259H94V257H93ZM113 259H115V256H113ZM112 259V260H113ZM117 259V258H116ZM118 259H119V257H118ZM130 259H131V257H130ZM157 259H159V258H156V260ZM241 259H243V258H241ZM80 261H82V259H79ZM86 260V259H85ZM89 260V261H90ZM95 260H96V258H95ZM109 260V259H108ZM134 260V259H133ZM135 260H136V258H135ZM155 260V259H154ZM186 260H188V259H186ZM203 260V259H202ZM57 262L56 263H58V260H56ZM62 260H60V262H61ZM75 261V260H74ZM83 261H84V259H83ZM82 261V262H83ZM88 261V262H89ZM118 261V260H117ZM124 261V260H123ZM130 261H132V260H130ZM149 261V260H148ZM168 261H170V260H168ZM176 261V260H175ZM179 261V260H178ZM185 261V260H184ZM196 261H197V259H196ZM207 261V260H206ZM256 261V260H255ZM55 262V261H54ZM59 262V263H60ZM79 264H80V262L79 261H77ZM87 262V261H86ZM87 262V263H88ZM91 262L92 261H90V263L89 264H91ZM116 262V261H115ZM146 262H147V260H146ZM150 262V261H149ZM172 262V261H171ZM252 262H254V261H252ZM73 263H75V262H73ZM97 263H100V262H98L97 261ZM103 263H105V262H103ZM121 263H123V262H121ZM121 263H118V264H121ZM135 263V262H134ZM148 263V262H147ZM196 263V262H195ZM201 262H199L198 264H200ZM52 264H54V263H52ZM61 264H63L62 262H61ZM67 264V263H66ZM77 264V263H76ZM82 264V263H81ZM136 264V263H135ZM161 264H162V262H161ZM164 264V263H163ZM182 264H183V262H182ZM215 264V263H214ZM218 264V263H217ZM225 264V263H224ZM234 264H236V263H234ZM247 264V263H246Z\"/></svg>", "mask_w": 264, "mask_h": 264}]
</instances>
